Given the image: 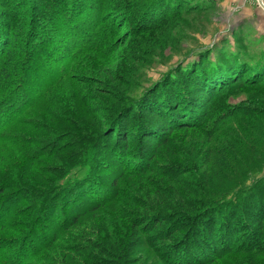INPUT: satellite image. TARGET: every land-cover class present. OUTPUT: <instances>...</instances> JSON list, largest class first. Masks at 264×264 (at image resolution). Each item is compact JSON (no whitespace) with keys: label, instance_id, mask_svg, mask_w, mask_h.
Returning a JSON list of instances; mask_svg holds the SVG:
<instances>
[{"label":"rangeland","instance_id":"374dc122","mask_svg":"<svg viewBox=\"0 0 264 264\" xmlns=\"http://www.w3.org/2000/svg\"><path fill=\"white\" fill-rule=\"evenodd\" d=\"M184 1L166 10L178 16L149 28L165 17L157 0H0V48L16 44L17 59L0 55L16 82L0 106V264H168L177 246L165 241L183 232L184 211L198 220L185 238L240 230L230 246L242 250L213 264H264V219L255 222L264 217V79L214 98L196 127L129 142L150 124L142 114L160 118L141 107L167 95L173 103L203 58L213 68L221 47L264 52V0ZM74 9L99 14L97 29L111 38L61 59L63 38L52 32H65ZM142 147L141 167L129 164Z\"/></svg>","mask_w":264,"mask_h":264},{"label":"trees","instance_id":"16d2710c","mask_svg":"<svg viewBox=\"0 0 264 264\" xmlns=\"http://www.w3.org/2000/svg\"><path fill=\"white\" fill-rule=\"evenodd\" d=\"M157 2L159 3V5L158 3H156L154 9L156 10L159 8V10L163 11L164 13L162 14H164L166 18L163 17L164 19H159V21H157L155 25H150L149 28L157 25L158 27H161L163 24H165L166 19L178 16V10L173 11V13H167L166 10H168L175 4V6H180L185 1L157 0ZM201 4H206L207 7L215 6L213 5L214 3H212V0H201ZM98 15L97 13H87L86 9H74V11H72L71 13L66 14L65 22L67 23V25L65 27V32H62V34L59 35L58 33L55 34L54 32H52L54 39L63 38L61 41L55 40V43L63 49V51L60 52L61 59H66L68 57L70 58L71 56L76 57L80 53L89 51H101V48H107L106 42L107 39L111 38V30L104 31L101 28L97 29L101 26V22L103 21L102 24H104L105 21L104 19H99ZM86 21H89L90 24H93L96 21L97 27L89 30V27L85 26L84 22ZM50 36H45L44 40L49 39ZM115 38L116 41L109 46V49L113 46L116 47L117 43H119V37L117 36ZM87 40H89L90 43L82 46L83 44L81 45V42H84L85 44ZM64 44L65 47L63 46ZM241 46L242 45L238 44V49L235 52H231L228 46L227 48H219L218 57L220 62L219 66L217 67H208L205 58H203V61L197 64V68L193 71V73H190L189 79H182L179 82V88L176 87L175 90L172 91L173 95L171 97H174L173 103H169L167 101V98L169 96L167 95L165 98H163L161 103L157 104L159 107L151 103V105H143L141 108L144 112L148 111L150 113H157L160 118L157 120L149 115L142 114V116L140 117L141 120H143V122L147 121L150 124H141L137 127L136 130L133 129V135L132 138H130L129 142L132 144L136 140L140 141V137L142 136L143 139L147 138L148 136H152L155 133V130H161V132L163 133H168L176 128L196 127L201 122V115H204L206 113L205 110L207 109V106L214 98L218 97L225 91L238 84H258L260 81H262L264 79V52L261 55H258L256 53L249 54V52L244 51V48H241ZM83 47L84 51L82 49ZM14 50H16V44H13L9 49L7 47L0 48V55L3 56L4 60L3 63H11L16 66L17 59H15L13 55ZM24 51L26 52L27 49ZM99 55H101V53ZM22 56H25L23 58L28 59L26 53ZM201 56L205 57V54ZM206 59H208V61L211 60L210 54ZM54 60L57 59L54 58ZM25 63L26 62L23 61L22 66H24ZM65 68L63 67L62 71ZM66 72L67 69L64 70L63 74H65ZM3 73L4 81H6V83H3V86L4 89H6V93L0 95V106L5 105L7 101L11 100L12 97L16 95V89L14 88L16 86V82L13 79V75H15L13 74V68L10 69V71H8L6 68L1 69L0 74ZM2 80L3 79L0 80V89H2ZM7 82H9L8 85ZM20 82L22 81H19V83ZM117 113L119 114L120 111H117ZM110 121H112V119L109 120V122ZM117 127L118 126L114 127V131L118 129ZM5 137L7 136L1 134L0 141L4 140ZM128 138L129 134L126 133L123 136L122 142L123 145L125 144V152H130L128 150ZM146 149V147H142L139 153H135V155L131 153L128 154L130 155V158H132V162H129V164H133L135 167H141V164L143 163L142 158L147 152ZM128 160L130 161V159ZM141 169L142 168H139L138 170ZM142 173H144L143 170L140 171V174ZM184 212H186L187 215L184 213V215L180 214L179 216L180 218L186 217L187 219H185L186 221L182 219V222H180L179 226L177 227V231L182 230L183 232H181V234L179 236H176L174 239L170 235V237L167 238L168 240L165 241L169 242L167 245L168 248L177 246L173 252H167L166 261L168 262V264H213L217 259L225 256L226 254L239 252L242 250L241 246L237 249L234 247V245L230 246L231 235L233 233L232 231H237L235 233H240V230H238L237 228H233V226H231L230 224L225 227V231L227 232H222V237L218 241L213 240L212 238L214 234H211L212 236H210V233H208L209 236L206 239H204V237H183L186 232H188L190 228L193 227V225H196V223L198 222V220L196 222L192 220L191 222L188 219L189 216L194 215L195 213H187V211ZM263 219V215L257 214L255 222L262 224ZM167 246H165L164 249L167 248ZM252 250H254V248L248 249V251Z\"/></svg>","mask_w":264,"mask_h":264}]
</instances>
